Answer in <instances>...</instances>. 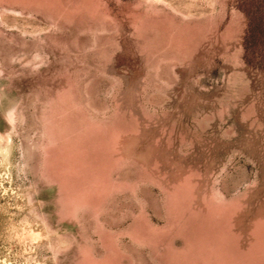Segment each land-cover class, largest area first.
<instances>
[{
    "label": "rangeland",
    "instance_id": "obj_1",
    "mask_svg": "<svg viewBox=\"0 0 264 264\" xmlns=\"http://www.w3.org/2000/svg\"><path fill=\"white\" fill-rule=\"evenodd\" d=\"M0 264H264V0H0Z\"/></svg>",
    "mask_w": 264,
    "mask_h": 264
}]
</instances>
